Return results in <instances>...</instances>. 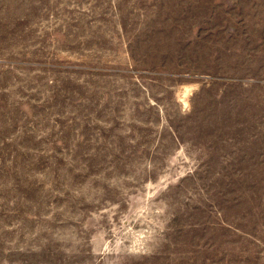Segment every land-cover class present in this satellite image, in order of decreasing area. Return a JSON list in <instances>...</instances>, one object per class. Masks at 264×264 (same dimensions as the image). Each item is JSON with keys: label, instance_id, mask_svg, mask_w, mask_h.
<instances>
[{"label": "rangeland", "instance_id": "rangeland-1", "mask_svg": "<svg viewBox=\"0 0 264 264\" xmlns=\"http://www.w3.org/2000/svg\"><path fill=\"white\" fill-rule=\"evenodd\" d=\"M0 264H264V0H0Z\"/></svg>", "mask_w": 264, "mask_h": 264}]
</instances>
